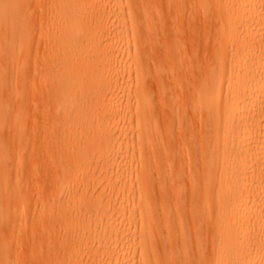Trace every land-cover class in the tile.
Instances as JSON below:
<instances>
[{
    "label": "snow or ice",
    "instance_id": "obj_1",
    "mask_svg": "<svg viewBox=\"0 0 264 264\" xmlns=\"http://www.w3.org/2000/svg\"><path fill=\"white\" fill-rule=\"evenodd\" d=\"M128 19L133 24V36L144 56L136 69L137 97L150 122L157 130L167 133L160 154L151 146L144 176L148 205L155 211L150 215L151 231L162 233L164 251L156 259L143 264H264V189L260 210V254L258 259L238 258L242 243L240 225L226 207L222 191L217 187L218 161L197 156L195 169L186 168L184 138L195 129L198 115L210 113V127L218 129L229 109V96L216 91V81L227 76L229 95L241 88V75L248 60L249 48L240 43L246 32L243 22L237 23L231 11L243 10L245 20L252 12L260 24L261 109L260 136L264 140V0H168L175 15L157 22L155 31L143 15L133 18V3L126 0ZM27 9L18 20L17 35L0 51V95H3L8 126L0 131V200L7 211L0 215V264H89L73 258L78 250L74 237L69 236L70 224L65 192L58 199L48 194L54 189L47 180L51 159L62 152L65 127L51 124V89L47 71V50L41 56V45H47L45 28L55 24L51 10L63 5L56 0H19ZM70 6H95L76 3ZM123 8L124 3L116 5ZM158 7L162 8L163 4ZM48 13V14H46ZM233 39L229 45V39ZM183 44V55L176 56L171 42ZM202 51V55H201ZM157 62L171 65L170 73L158 74L152 66ZM218 69L209 85L197 89L185 81L200 76L207 64ZM147 65V67H145ZM248 88L241 92L246 100ZM138 104V108L140 107ZM182 108V112H181ZM75 108L73 109V112ZM59 112V109H58ZM236 122L233 121V127ZM152 129H149L151 135ZM55 138V144L51 143ZM264 148V145H262ZM190 160V154L188 156ZM261 182L264 184V159L260 161ZM37 210H32L35 195ZM43 208L41 209V203ZM174 212L161 228V209ZM180 228H176V216ZM230 215L232 218H230ZM245 238L255 242L256 234L249 229ZM179 256L172 258L169 251ZM110 264V262H109Z\"/></svg>",
    "mask_w": 264,
    "mask_h": 264
},
{
    "label": "bare ground",
    "instance_id": "obj_2",
    "mask_svg": "<svg viewBox=\"0 0 264 264\" xmlns=\"http://www.w3.org/2000/svg\"><path fill=\"white\" fill-rule=\"evenodd\" d=\"M56 3L63 6L51 10L55 33L47 36L46 46L61 47L63 51L47 58L48 79L53 80L49 85L50 123L60 122L66 130L62 152L51 159L49 166L47 180L54 189L48 194L49 206L52 195L58 199L71 192L72 199L65 200V207L69 236L75 238L78 247L73 258L89 264H143L150 258H159L164 251L163 237H155L151 231L150 215L155 211V202L150 209L144 176L149 147L159 155L167 139V133L157 130L155 121L146 119L138 101L136 69L144 51L138 48L133 36L126 0H56ZM76 3L95 6H70ZM120 3L125 6L117 7ZM161 3L162 8L158 7ZM18 5L19 0H0V51L15 38L18 20L27 11ZM141 5L133 3L131 16H145L153 31L158 21L175 15V10L168 8V0H141ZM134 9L139 10L136 16ZM83 13H92L94 31L93 26L92 31L82 28ZM230 15L235 22H243L246 32L243 39L232 36L229 45L233 39H240L249 48L241 88L229 95L227 76L222 81L217 79V94L229 96L228 112H222L227 126L221 122L218 129L211 128L208 110L202 117L198 115V121H203L201 128L209 136H198L199 123L187 133L185 166L194 170L198 155H215L217 187L222 184L220 194L229 214L236 210L234 218L240 225L242 243L238 258L258 259L264 189L260 170V161L264 159V140L260 136L261 30L258 16L252 12L247 14V20L242 9L231 11ZM170 47L176 56L183 55L182 43L173 41ZM152 70L164 74L170 73L172 67L157 62ZM214 74H218V69L209 63L200 76L185 81V86L191 83L199 89L205 82L210 85ZM244 87L248 88L246 100L241 97ZM4 108L0 100V125L7 121ZM51 143L55 144L54 137ZM40 207L43 208V202ZM173 212L174 208L161 209L163 223L171 219ZM176 227H180L179 215ZM249 229L256 234L255 242L245 238ZM169 256L177 258L178 250H170Z\"/></svg>",
    "mask_w": 264,
    "mask_h": 264
},
{
    "label": "rangeland",
    "instance_id": "obj_3",
    "mask_svg": "<svg viewBox=\"0 0 264 264\" xmlns=\"http://www.w3.org/2000/svg\"><path fill=\"white\" fill-rule=\"evenodd\" d=\"M138 12H139V10L137 11V9H134V10H133L134 16H136V15L138 14ZM46 14H48V13H46ZM91 14H92V13H89V14H87V13H83V15H82V23H83L82 28H84L85 31H92V30L94 31L95 28H96V27H95V24H93V23H94L93 21H95V20H94L95 18H93ZM51 15L54 16V12H52ZM92 26H93V28H92V30H91V27H92ZM101 30H103V29H100V31H101ZM2 32H3V31H2ZM3 33H4V32H3ZM54 33H55L54 27H52V29H51L50 31L48 30L47 27L45 28V38H48V37L53 36ZM47 36H48V37H47ZM45 50H47V58L56 55V54H57V51H59L60 53L63 51V49H62L61 47H60V48H58V47L50 48V46H46V47H45L44 44H42V45H41V49H40V51H41V56H42V57H43V55H44V53H45ZM51 82H53V80H52V78H49V85H51ZM0 100L4 102V107H5L6 100H5V98H4L3 95H0ZM4 109H5V108H4ZM7 126H8V120L5 121V123H2V124L0 125V131H3L4 129H6ZM197 131H199L198 136H201V138H204V137H208V136H209V135H207V134L205 133V131L203 130V128H201V125L198 126ZM212 156H213V155H209V156H207V157H208V158H211ZM34 197H35V198L32 200V210H33V212H36V210H37V204H36L35 199H36V198H39V195L37 194V195H35ZM0 210H3L4 213H5V211H7V204H6V202H4L3 200H0ZM0 215H2V214H0ZM160 227H161V228L164 227V223H163L162 219H161V225H160ZM176 228L179 230L180 227H176ZM156 236H159V237H160V236H162V233H161L160 231H157V232L155 233V237H156ZM2 258H4V257H0V259H2Z\"/></svg>",
    "mask_w": 264,
    "mask_h": 264
}]
</instances>
